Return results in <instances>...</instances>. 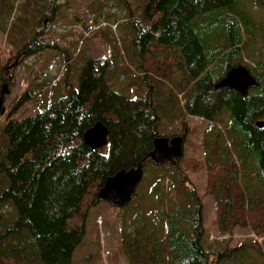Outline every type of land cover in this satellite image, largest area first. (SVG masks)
I'll list each match as a JSON object with an SVG mask.
<instances>
[{
  "label": "trees",
  "instance_id": "16d2710c",
  "mask_svg": "<svg viewBox=\"0 0 264 264\" xmlns=\"http://www.w3.org/2000/svg\"><path fill=\"white\" fill-rule=\"evenodd\" d=\"M126 1L132 36L125 53L135 69L128 83L132 98L110 87L119 51L109 34L108 56L86 60L78 89L68 84L66 94L47 108L0 123V264H73L105 179L147 156L154 139L164 135L158 130L161 120L183 116L210 123L199 140L204 154L183 160L184 151L181 166L161 175L171 180L169 194L164 189L153 194L161 203L172 192H184L187 210L179 204L160 208L148 226L136 205L135 230L122 233L108 264H117L121 256L123 264H209L212 257L214 264H255L245 263L244 245L226 243L218 252L205 245L203 202L182 176L198 169L205 175L203 193L214 201L218 233L231 237L236 228H247L263 238L254 243L260 256L256 264H264V126L256 125L264 121V27L242 11L241 0H137L134 9ZM252 1L264 7V0ZM11 3L0 0V11H10ZM16 23L7 35L17 33ZM39 35L34 30L20 54L45 50ZM244 58L252 64L243 65ZM71 59H65V69ZM222 64L225 70L216 78ZM238 64L257 80L256 87L244 97L215 89V82ZM11 78L9 73L3 82L8 85ZM24 98L25 93L19 102ZM97 121L108 128V141L91 150L82 136ZM245 179L258 190L249 192ZM134 199L141 194L135 191ZM131 201L121 209L131 212Z\"/></svg>",
  "mask_w": 264,
  "mask_h": 264
},
{
  "label": "rangeland",
  "instance_id": "374dc122",
  "mask_svg": "<svg viewBox=\"0 0 264 264\" xmlns=\"http://www.w3.org/2000/svg\"><path fill=\"white\" fill-rule=\"evenodd\" d=\"M27 1L12 0L10 11H0V25L5 26V30L0 32V89L4 83L3 78L9 73L12 74L8 82L9 91L5 94L0 109V123L8 119L20 120L47 108L66 94L68 84L78 89L79 74L86 60L90 57L108 56L109 34L115 36L116 48L119 51L115 60L118 71L111 78L110 87L126 98L133 97L128 83L134 79L132 74L135 69L125 53L132 33L125 19L128 6L124 5L122 0H34L26 6ZM136 1L126 2H130L134 9ZM240 8L259 26L264 27V7L256 6L252 0H241ZM22 17L25 18L24 21L17 20ZM12 22H17V33L7 35ZM34 30L40 34L39 40L48 47L38 54H20L23 42L28 40ZM246 39L248 40L246 36L243 37L242 42ZM71 56L72 59L65 69L64 61ZM14 63L12 68L7 69ZM242 64L251 65L252 62L244 58ZM224 70L225 65L219 66L216 78L220 77ZM23 93L25 98L19 102ZM177 97L181 104V96ZM181 119L186 124L185 127H182ZM223 120L225 121V118ZM209 124L195 116H183L180 119L165 117L160 121L158 130L166 137L181 135L185 130L183 152L185 151L186 158L183 160H186L190 157L199 158L204 154L199 140ZM177 166H181L180 162L173 167ZM171 168L169 163H145L142 179L136 188L141 194V199L131 201V212L123 211L107 201H99L89 212L86 235L82 245L74 252L73 264H108L109 258L116 254L122 233H133L135 230L132 218L135 216L133 209L136 205L140 206L143 220L148 226L155 221L153 212L159 211L160 208L170 209L179 204L182 210H187L184 192H172L168 202L164 200L158 203L154 200V189H164V194L167 195L171 180L166 177L162 180L161 175L171 173ZM184 175L187 176L186 186L195 190L203 202L205 245L212 252H218L226 243L229 246L244 245L247 251L244 255L245 263L256 264L260 256L254 242L261 244L263 238H257L247 228H236L231 237L220 235L214 226V201L211 196L203 193L204 172L201 169L187 170L182 176ZM244 181L249 192L258 190L253 180ZM157 237H161L160 232ZM120 258L117 257L114 261L123 264L125 257ZM213 261L212 257L209 264H214Z\"/></svg>",
  "mask_w": 264,
  "mask_h": 264
},
{
  "label": "water",
  "instance_id": "95a60500",
  "mask_svg": "<svg viewBox=\"0 0 264 264\" xmlns=\"http://www.w3.org/2000/svg\"><path fill=\"white\" fill-rule=\"evenodd\" d=\"M12 64L7 69L12 68ZM257 80L251 75L248 69L241 65L230 67L218 81L214 88H229L236 91L241 96H246L248 90L256 87ZM9 91L6 83L2 84L0 89V109L4 101L5 94ZM256 125L264 126V121H257ZM185 134L174 135L172 137L157 136L153 141V148L135 167L121 169L108 176L102 187L98 190L96 198L98 201H107L113 206L122 208L133 198L138 184L143 175V163L146 159L156 165L169 163L175 166L183 156V143ZM84 144L91 150H97L105 147L108 141V128L97 121L88 128L82 136Z\"/></svg>",
  "mask_w": 264,
  "mask_h": 264
},
{
  "label": "flooded vegetation",
  "instance_id": "af4514ba",
  "mask_svg": "<svg viewBox=\"0 0 264 264\" xmlns=\"http://www.w3.org/2000/svg\"><path fill=\"white\" fill-rule=\"evenodd\" d=\"M4 84V83H3ZM184 134V133H183Z\"/></svg>",
  "mask_w": 264,
  "mask_h": 264
}]
</instances>
